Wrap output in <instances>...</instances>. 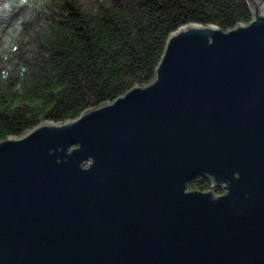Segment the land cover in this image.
Returning <instances> with one entry per match:
<instances>
[{
    "label": "water",
    "instance_id": "1",
    "mask_svg": "<svg viewBox=\"0 0 264 264\" xmlns=\"http://www.w3.org/2000/svg\"><path fill=\"white\" fill-rule=\"evenodd\" d=\"M248 3V23L170 33L147 84L0 140V264H264V0Z\"/></svg>",
    "mask_w": 264,
    "mask_h": 264
},
{
    "label": "trees",
    "instance_id": "2",
    "mask_svg": "<svg viewBox=\"0 0 264 264\" xmlns=\"http://www.w3.org/2000/svg\"><path fill=\"white\" fill-rule=\"evenodd\" d=\"M250 18L248 0H0V140L147 84L183 25L225 31Z\"/></svg>",
    "mask_w": 264,
    "mask_h": 264
}]
</instances>
